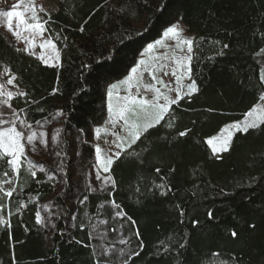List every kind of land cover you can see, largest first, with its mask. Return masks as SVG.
<instances>
[{
    "label": "trees",
    "instance_id": "1",
    "mask_svg": "<svg viewBox=\"0 0 264 264\" xmlns=\"http://www.w3.org/2000/svg\"><path fill=\"white\" fill-rule=\"evenodd\" d=\"M50 17L46 34L56 43V64L16 52L0 26V65L10 67L28 93L11 104L25 110L29 123L59 116L64 134L83 138L84 171L90 166L84 153L92 155L91 138L107 114L109 85L177 20L193 35L190 75L198 91L172 105L165 121L114 160L108 172L114 187H85L74 221L60 215L51 233L35 213L59 183L44 171L32 178L22 169L8 202L11 215L0 213L9 222L0 225V264H264V126L235 132L229 149L216 155L206 144L264 93V0H58ZM181 131L188 134L180 137ZM69 176L62 175L64 193ZM162 182L172 189L167 195L156 187ZM55 203H64L62 193ZM113 211L126 216L112 223ZM101 220L113 242V225L122 226L128 253L103 254L92 236Z\"/></svg>",
    "mask_w": 264,
    "mask_h": 264
},
{
    "label": "snow or ice",
    "instance_id": "2",
    "mask_svg": "<svg viewBox=\"0 0 264 264\" xmlns=\"http://www.w3.org/2000/svg\"><path fill=\"white\" fill-rule=\"evenodd\" d=\"M21 9V10H18ZM41 13H44L42 16ZM0 16L4 17V23H6L7 30L16 38L17 42H23L26 47L20 48L16 47L15 51L30 55H36L35 48L37 47L36 38L37 36L42 38V42L39 44L40 49H52L56 50V43L53 39H44L45 34L49 32L46 27L49 19L51 18L49 14L46 13L43 5L36 3V0H19L18 3L12 5L11 10L4 11L0 13ZM16 21L15 25L13 21ZM83 31V28H81ZM24 33H29V35H24ZM163 37L176 42V48L186 53V56L182 58L173 59L167 53H162L161 56L148 57L140 59L136 62L135 66L131 67L130 73L122 80L117 83H112L107 89L108 96V111L110 117H115L110 119L109 123L115 129L119 126V131H114L113 136L116 137L113 140L117 151L111 153L102 162V171L108 173L110 171V166L113 164L114 160L118 159L123 153L128 152L132 149L133 145H136L138 141H141V137L149 131V129L160 125L162 121L169 115L172 105L179 103L181 99L185 96H191L193 93L198 91L195 81H191L188 85L184 86L181 81L185 78L191 80V61L193 59L194 53V40L191 38H185L183 36V29L178 24H173L168 26L164 32ZM157 46L163 48L165 46V39H160L155 41V43H150L145 49V54L153 53ZM169 47H171L169 45ZM227 48L228 45H223ZM56 57H59V52H56ZM38 59L47 63L48 59L52 57H45L41 54ZM186 59L187 65H185L184 60ZM165 61H171L177 65V70L171 73L175 77L176 83L179 85L175 89H169L170 91H175L177 96L175 98L170 97L166 94L161 87H157V84L163 85L164 88H169L162 77L158 75L159 71L163 72L164 76L169 75L164 69L167 67ZM84 67H88L85 65ZM180 69H183L181 72ZM0 72L3 76H6V81L0 83V100L7 108L11 109V101L16 98H26L28 93L24 90L19 89L17 84L18 77L12 73L10 67L0 65ZM147 73L152 80L151 84H142L143 74ZM135 80V83L133 81ZM260 84L264 85V75L260 77ZM122 85H126L123 89L124 95H120L117 91ZM186 87V91L184 90ZM11 88H16L17 91L10 90ZM135 88V92L133 91ZM141 88L145 92L151 91L153 95L148 97L141 93ZM116 95V103L113 104V95ZM259 101H264V94L258 97ZM25 103H35V101L25 100ZM24 109H19L18 111H13L12 118H3L5 114L0 112V213L4 215H11L8 211V202L17 193L19 187V177L21 175L22 169L25 167L28 169L32 178H35L37 173L35 169L38 165L34 161L28 159L27 153L25 151L26 144L35 145L38 137L35 131H31V134L26 135V130L30 131L32 129V124L27 121L24 115ZM62 115L63 113H59ZM168 127H171L170 120L167 121ZM19 125V127H18ZM264 126V106L260 104L254 105L245 114L243 120L236 121L230 125H226L218 136L210 137L206 140V144L211 147L212 153L214 155L227 151L229 149V144L232 138L233 132H243L247 133L250 129H257ZM97 135L101 132V128L95 129ZM190 131V130H189ZM188 134V131L179 132L180 137H184ZM222 139V143L220 140ZM219 145V146H218ZM96 155L99 158L101 153V148L99 146L95 149ZM132 154V153H129ZM139 155V153H135ZM25 161L27 163L25 164ZM40 171L43 172L45 169L43 166H39ZM157 173H160L161 169L157 167L155 169ZM175 171V169H172ZM11 176H15L16 179H11ZM51 178V177H50ZM97 179H102L105 184L111 183L115 186V181L111 177H101L100 173H97ZM164 179L163 177L161 178ZM161 190V195H167L172 189L170 186L162 182L156 186ZM113 204L115 202L113 201ZM27 207L26 203H18V208ZM118 208L119 206L116 205ZM4 215H0V225L8 226L9 222L4 219ZM117 216L124 218L125 213L117 212ZM183 216V211L180 212ZM36 222L43 223V218L40 211L35 213ZM209 218L212 217V213L208 212ZM129 222L135 224L134 220L129 217ZM106 223V221H105ZM198 221H193V224H198ZM250 228L255 229V224H250ZM115 231V229H112ZM136 236H139V231H135ZM230 236L233 239L238 238V232L236 230L230 231ZM120 243H127L125 240H121ZM181 248L184 244L179 245ZM131 255H139L138 251H134ZM215 255L219 256V253ZM126 264V261H125Z\"/></svg>",
    "mask_w": 264,
    "mask_h": 264
},
{
    "label": "rangeland",
    "instance_id": "3",
    "mask_svg": "<svg viewBox=\"0 0 264 264\" xmlns=\"http://www.w3.org/2000/svg\"><path fill=\"white\" fill-rule=\"evenodd\" d=\"M19 0H0V13L4 11L11 10L12 5L18 3ZM36 3L39 5H43L44 9L46 10V13L50 15L52 11L57 6L58 0H36ZM21 10V9H18ZM42 14V13H41ZM4 17L0 16V26L2 31L11 39V41L20 48L26 47V45L23 42H17L16 38L7 30L6 23H4ZM14 25L16 23L15 19L13 21ZM173 24H178L183 29V36L185 38H191L193 39V35L187 31L186 26L179 20L173 22ZM165 30V29H164ZM163 30V32H164ZM163 32L160 39H165V46L161 48L160 46H157L156 50L153 53L145 54V49L141 52L139 58L137 59V62L145 58V55H147L149 58L152 56H161L162 53H167L169 56H171L173 59L179 57L184 58L186 56V53L179 51L176 48V42L168 40L163 37ZM24 35H29V33H24ZM50 38L47 34H45L44 39ZM155 40V41H157ZM155 41L150 43H155ZM42 42V38L37 36L36 43L37 47L35 48V56H39L41 54L45 55V57H52V59H48V64H56L59 60V57H56V52L58 51L52 49H40L39 44ZM148 43V44H150ZM169 45L171 47H169ZM261 54L259 56V60L261 62V76L264 75V48L261 49ZM44 62V61H43ZM167 64V67L164 69V71H167L169 75L164 76L162 71L158 72V75L162 77L163 81L169 85V88H164L163 85L157 84V87H161L162 90L168 94L170 97L175 98L177 96V93L175 91H170L169 89H175L179 85L175 81V77L171 75L173 71L177 70V65L172 63L171 61H165ZM185 65H187L186 59L184 60ZM135 66V65H134ZM182 72L183 69H180ZM130 73V71L127 73V75ZM126 75V76H127ZM123 78L113 82L117 83L118 81L124 79ZM7 77L3 76V74L0 73V83L6 81ZM192 79L189 80L185 78L181 81V84L184 86L188 85ZM135 83V80L133 81ZM142 84H151L152 80L151 77L147 74H143V80L141 81ZM127 87L126 85H122L120 89L117 91L120 93V95H124L123 89ZM12 91H17L16 88H11ZM186 91V87L184 89ZM133 91L135 92V88H133ZM141 93L151 97L153 95V92L148 91L145 92L143 88H141ZM264 94V93H263ZM4 98H0L2 100ZM108 97H107V114L105 119L101 122L100 125L97 126V128H101V132L99 135H97L96 131L94 130L93 136L91 138V146L93 147V153L91 156H85V161H88V167L87 170L84 171V168L86 167L85 164H83L82 159L80 160L81 156H83V138L75 133H66L64 134L62 122L59 116H55L52 120H44L42 122H38L34 125H32V129L30 131L26 130L25 134L29 135L31 134V131H35L37 133V141L35 145H29L26 144L25 151L27 153L28 159L35 162L36 165H38L34 170L40 171L39 166H43L45 169L44 173L48 176V178H55L57 179L59 183V187L57 188L54 195H52L48 200H46L40 209L41 216L43 218V223L49 230V232H53L55 229V219L59 217L60 215H64L65 219L68 220L69 223H72L76 217V202L84 193L85 187L89 188L91 191L94 192H100L107 190L111 183L105 184L102 182V179H97V173L99 172L101 177H110L108 173H104L102 171V162L104 159L109 156L111 153L117 151L115 145L112 143L113 140L116 139L115 136L112 135L114 131H119V126H117L115 129L112 127V125L109 123L110 119H114L115 117H110L109 111H108ZM116 103V95L114 93L113 95V104ZM257 104H260L261 106H264V101H259ZM256 105V104H255ZM13 111H17L13 106L11 109L4 106L2 103H0V112H3L5 116L3 118L11 119ZM244 118V117H243ZM243 118L241 120H243ZM239 121V120H238ZM236 122V121H234ZM234 122L228 123L226 125H230ZM225 125V126H226ZM224 126V127H225ZM19 127V125H18ZM223 127V128H224ZM222 128V129H223ZM221 132V130H220ZM219 133H217L215 136H218ZM235 132H233L234 134ZM232 134V136H233ZM222 143V139L220 140ZM230 145V144H229ZM99 146L101 148V153L99 158L96 155V147ZM219 146V145H218ZM27 161H25V164ZM70 173V176L68 177V180L70 182V187L68 192L64 193V185L66 184L63 180L62 175L64 173ZM62 193V199L64 203L62 205H56L55 198ZM113 220H117V212H114ZM106 220H101V223L98 224L97 228H93L92 230V236L97 242V246L102 249V252L105 256H110L112 253H118V254H126L128 253V248L126 243H120V241L123 239L122 235V226L117 223L114 224L115 226V234H113L115 237L118 238L116 242L111 241V232L107 229V222ZM125 240V238H124ZM126 241V240H125Z\"/></svg>",
    "mask_w": 264,
    "mask_h": 264
}]
</instances>
